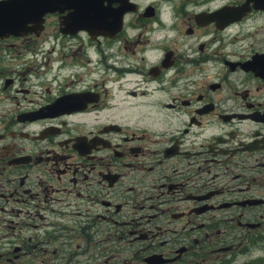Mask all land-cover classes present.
Segmentation results:
<instances>
[{
	"label": "flooded vegetation",
	"instance_id": "1",
	"mask_svg": "<svg viewBox=\"0 0 264 264\" xmlns=\"http://www.w3.org/2000/svg\"><path fill=\"white\" fill-rule=\"evenodd\" d=\"M92 14L0 33V264H264V0Z\"/></svg>",
	"mask_w": 264,
	"mask_h": 264
},
{
	"label": "water",
	"instance_id": "2",
	"mask_svg": "<svg viewBox=\"0 0 264 264\" xmlns=\"http://www.w3.org/2000/svg\"><path fill=\"white\" fill-rule=\"evenodd\" d=\"M63 2L76 9L80 22L93 21L92 11L97 7V0H3L0 1V33L14 32L16 28L18 31L27 20H38L49 11H60Z\"/></svg>",
	"mask_w": 264,
	"mask_h": 264
}]
</instances>
